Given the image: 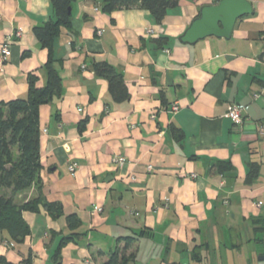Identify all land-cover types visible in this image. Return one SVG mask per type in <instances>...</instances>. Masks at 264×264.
<instances>
[{"label":"crops","instance_id":"crops-1","mask_svg":"<svg viewBox=\"0 0 264 264\" xmlns=\"http://www.w3.org/2000/svg\"><path fill=\"white\" fill-rule=\"evenodd\" d=\"M107 1L71 0V28L53 40L62 90L40 108L43 170L17 198L43 196L62 212L25 211L31 233L0 237V264H107L115 254L117 264H264V0H249L229 39L195 44L180 38L219 0H179L162 22L139 4L107 12ZM50 21L51 0H0V50L10 41L12 51L0 52V102L26 97L30 75L47 84L49 49L34 29ZM101 61L124 77L126 100L96 72ZM233 103L242 126L227 116Z\"/></svg>","mask_w":264,"mask_h":264},{"label":"trees","instance_id":"trees-1","mask_svg":"<svg viewBox=\"0 0 264 264\" xmlns=\"http://www.w3.org/2000/svg\"><path fill=\"white\" fill-rule=\"evenodd\" d=\"M56 9L57 21H50L34 29L37 39L49 49L45 64L48 81L44 87H37V78L29 76V90L24 98L0 102V237L7 234L16 242H23L31 233L30 226L23 217L25 211H39L44 207L50 214L58 216L62 205L49 202L45 197L19 204L16 196L29 190L38 181L43 164L41 161L40 108L48 104L62 90V78L53 58V40L61 26L71 28L69 8L71 0H51ZM179 0H108L104 10L111 12L119 7L139 4L150 11L156 21L162 22L169 8L177 6ZM94 68L98 75L109 81L113 98L121 102L129 97L124 77L105 61L96 62ZM220 165L230 168L228 163ZM70 228L79 226L74 215L68 216ZM80 233H72L63 238L65 244ZM118 255H113L107 264H117ZM57 264H62L57 261Z\"/></svg>","mask_w":264,"mask_h":264},{"label":"water","instance_id":"water-1","mask_svg":"<svg viewBox=\"0 0 264 264\" xmlns=\"http://www.w3.org/2000/svg\"><path fill=\"white\" fill-rule=\"evenodd\" d=\"M252 12L253 5L249 0H219L217 4L205 5L180 40L195 44L209 36L229 39L236 22Z\"/></svg>","mask_w":264,"mask_h":264},{"label":"built area","instance_id":"built-area-1","mask_svg":"<svg viewBox=\"0 0 264 264\" xmlns=\"http://www.w3.org/2000/svg\"><path fill=\"white\" fill-rule=\"evenodd\" d=\"M153 31L151 30L150 33H152ZM98 34L101 35L102 34V30H99L98 31ZM1 55L3 57V59H7L10 55H11V42L10 41H6L5 43H3L1 45ZM257 96V95H255ZM179 105L178 104H174L172 106V111H178L179 110ZM243 111H244V107H242L241 105L239 104H236V103H233L231 106H229L228 108V111H227V116L233 121L234 125L235 126H242L243 123L245 122V118L243 116ZM154 117V116H153ZM46 131V130H45ZM260 134L262 136H264V127H261L260 128ZM126 161V158L123 157V156H118V157H115L114 159V162L117 164V165H121V164H124ZM78 168V164L76 162H71L70 165H69V171L74 173L76 172ZM261 204V203H259ZM103 211V207L101 206H97L95 208V212H102Z\"/></svg>","mask_w":264,"mask_h":264},{"label":"rangeland","instance_id":"rangeland-1","mask_svg":"<svg viewBox=\"0 0 264 264\" xmlns=\"http://www.w3.org/2000/svg\"><path fill=\"white\" fill-rule=\"evenodd\" d=\"M17 198H18V195L16 196V199H15V200H16V202H17ZM94 210H95V209H94ZM96 213H98V212H96Z\"/></svg>","mask_w":264,"mask_h":264}]
</instances>
